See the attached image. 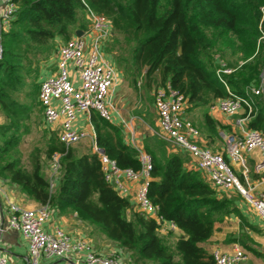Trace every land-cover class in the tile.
Listing matches in <instances>:
<instances>
[{
  "label": "trees",
  "instance_id": "1",
  "mask_svg": "<svg viewBox=\"0 0 264 264\" xmlns=\"http://www.w3.org/2000/svg\"><path fill=\"white\" fill-rule=\"evenodd\" d=\"M12 1L18 10L11 29L1 36L0 112L5 123L0 125V178L40 205L75 214L92 235L127 252L126 264H213L201 244L212 236L216 223L235 211L233 203L219 198L198 172L185 169L179 155L168 154L165 140L149 137L144 143L153 159L148 196L160 215L182 232L175 241L172 234L160 235L153 219L131 210L130 202L104 181L94 153L66 150L51 138L43 151L31 153L26 169L18 146L29 132L38 92V85L31 89L27 79L38 76L33 58L48 60L56 39L68 40L77 29H85L88 6L110 19L113 32L127 45V56L121 66L116 64L133 88L141 79L147 89L170 83L184 95L189 110H204L205 128L219 137L218 125L206 110L228 95L227 87L236 96L251 98V113L245 110L241 117L247 130L264 135V100L251 92L260 86L264 72V0ZM218 61L233 69L222 75L226 86L216 75ZM91 122L97 146L120 168L138 170L137 151L124 142L121 129L96 115ZM55 152L62 156L51 189L42 155L50 159Z\"/></svg>",
  "mask_w": 264,
  "mask_h": 264
},
{
  "label": "built area",
  "instance_id": "2",
  "mask_svg": "<svg viewBox=\"0 0 264 264\" xmlns=\"http://www.w3.org/2000/svg\"><path fill=\"white\" fill-rule=\"evenodd\" d=\"M17 10V4L12 0H0V59L3 54L1 36L11 29ZM85 10L89 24L83 30L77 29L82 31L81 36H77L74 31L66 41L57 39L56 61L52 73L39 82L37 101L44 127L51 130L59 125L57 141L66 150L89 139L92 151L100 162L104 181L118 196L127 200L131 194V186L137 184L133 195L135 211L146 219H153L158 225L159 233L172 234L177 238L182 232L173 221L160 215L159 207L148 196L153 159L144 147L137 144L133 136V123L131 124L133 120L124 121L121 118L119 124L131 135L128 145L137 151L140 164L138 170L120 168L96 144L92 116L96 115L111 125H116L114 121L119 114L115 110L112 96L121 75L105 52L113 35L111 21L88 6ZM232 72L233 69L218 61L216 75L224 85L222 75ZM226 89L228 95L210 104L209 112L219 113L226 118L244 113L245 110L250 114L251 98L236 96L227 87ZM251 92L256 96L264 94V79L261 78L260 86L251 89ZM153 97L160 133L158 136L190 155L197 170L219 198L224 192H237L264 221V189L256 193V188L250 185V172L244 160L245 155L259 152L260 159L255 163L253 172L259 177L261 184H264V135L258 130H244L240 137H228L224 152L212 151L197 143L201 134L187 118L189 106L183 94L166 82L154 90ZM61 156V153L55 152L50 158L48 179L51 189L55 187L59 177ZM228 161L239 165L241 179ZM51 212L48 204L32 209L10 205L6 228L19 232L27 241V264H47L55 260H72V264H126L128 254L125 257L122 248L120 253L103 255L86 239L72 238L59 228L46 231L44 225L50 220ZM1 232L3 221L0 218ZM212 258L213 264H248L245 253L239 247H235L230 255L214 251ZM8 263V258L0 252V264Z\"/></svg>",
  "mask_w": 264,
  "mask_h": 264
},
{
  "label": "crops",
  "instance_id": "3",
  "mask_svg": "<svg viewBox=\"0 0 264 264\" xmlns=\"http://www.w3.org/2000/svg\"><path fill=\"white\" fill-rule=\"evenodd\" d=\"M57 41L58 40L56 39L55 42ZM55 61H56V56L53 61L54 63L53 65H55ZM116 88L117 86L113 90V96H112L113 98H115L116 96V93H115ZM262 97L264 100V94H262ZM198 110L199 109H192L190 113L198 112ZM206 111L209 117L213 121H215V123H217L218 126L216 130L218 131L219 137L216 136L211 131L207 130L206 128L201 129L200 130L201 137L197 141V143L201 147L209 148L210 145H209V142L207 141V139L209 140V137L217 138L219 140H224L223 136L225 134L223 133V131L225 130L230 131V133L226 135L229 137L230 136L240 137L242 136V131L247 130L245 127L246 125V121H244L245 118H242L241 114H240L241 116L236 120L235 125L233 126L231 125V123L224 121L222 119V117L224 116H222L221 114L210 113L209 108ZM202 114H204V112H202ZM117 118L114 121V123L116 124L115 127L121 129L123 140L128 145L131 135L126 131V129L121 124H119L120 123L119 119H121L122 116L119 114L117 115ZM122 120L124 119L122 118ZM41 122L43 124L42 118H41ZM132 123L133 121L131 122V124ZM192 123L194 126L198 128L196 121L195 122L192 121ZM132 126L135 132L134 123L132 124ZM202 126L205 127L204 120H203ZM43 128L46 131L48 135L47 138L49 140L51 138H54L57 141V133L59 130V125H57L56 127H54V129H51V130H48L46 127H43ZM238 129H240L241 132H239ZM133 136L137 142L138 141L141 142V138L137 137L136 132L134 133ZM146 139L147 138H144V140ZM85 141L89 143L88 151L84 152L83 150L78 148L77 149L78 153L79 154L93 153L92 142L89 139L83 140L81 142H85ZM225 143L223 144L224 148L226 147ZM166 149H167L168 154H171V153L177 154L183 159L185 169L198 172L200 176L204 179V181L208 183V181L197 170L194 160L190 157V155L187 152L183 150L180 151L172 145H170V147L167 146ZM211 150L216 151V152L225 151L223 147L221 151L213 150V149ZM259 159H260V154L258 151H254L252 154H247L244 157L245 165L250 172L249 183L251 186H254L256 188V191H255L256 193L264 189V184H261L259 177L255 175L253 172L254 165ZM246 161H249L251 163L252 170L249 169ZM228 162L233 168L235 174L239 172V175L238 173L236 175L241 179V168L239 167V165H237L236 163L232 161H228ZM47 171L49 173V175L47 173V178H49L50 177L49 165L47 166ZM136 186L137 184L131 186V194L128 197V201L130 202V205H131V210L133 211H135V201H134L133 195H134ZM221 197L230 199L231 202L233 203V207L235 211L231 213L229 216L225 217L223 221L216 223L214 225V232L212 236L209 238V240L202 243L201 246L211 256L214 251H220L221 253L230 255L233 253L235 247H239L245 253L248 264H264V221L256 214V212L251 207V205L237 192H234V191L224 192ZM10 205H16L24 209H32V208L38 207L40 204L29 199L15 185L10 184L6 180H3L0 178V218L3 221V232L0 233V252L8 258V261H9L8 264H27V260H28L27 241L22 237V235L19 232L6 228V222L8 218ZM52 211L53 213L51 212L50 220L44 225V229L46 231H52L55 228H59L72 238L86 239L94 246V248L98 252H101L103 255H114L116 253H120L119 251L121 250V247L115 242L109 241L105 239L104 237H101L100 239L102 241L98 245V244H95V242L92 239L86 237V235L82 233V229L91 231V228L86 226L82 222L78 221L75 214L73 213L61 214L58 211L53 210V209ZM67 217L68 218L71 217L74 219V221H72L73 224L75 225L74 228H71V226L68 227V225L66 224V221L68 220ZM159 234L162 236H168V235H163L161 233ZM171 237L174 241L177 239L173 235ZM122 253L126 257L127 252L122 250ZM72 263H73L72 260H55L47 264H72ZM80 264H84V263L81 262Z\"/></svg>",
  "mask_w": 264,
  "mask_h": 264
},
{
  "label": "rangeland",
  "instance_id": "4",
  "mask_svg": "<svg viewBox=\"0 0 264 264\" xmlns=\"http://www.w3.org/2000/svg\"><path fill=\"white\" fill-rule=\"evenodd\" d=\"M110 20V19H109ZM89 24V20H88V16L84 15V25L85 28L87 27V25ZM59 41H66V40H62V39H58ZM58 43L54 42V49L51 52L48 60H43L40 56H36L35 59L33 58L32 55H30L31 58H33L32 61V69L33 70H38V76L36 78V80H34L33 78H28L27 79V83L29 84L30 88L33 89V84H37L39 87V82L40 80L45 77L47 74L52 73L53 70V61L55 59L56 56V47H57ZM127 45L123 42L122 36L119 34H115L113 32V35L109 41V43L106 45L105 47V52L108 55L109 59L111 60V62L113 63V65L115 66V68L118 70V72L121 75V79L120 82L116 88V96L114 99V103H115V110L117 113H119L122 118L125 121H128L130 119H133V123L135 126V132L137 134L138 138H141V142L138 141V145L142 146L145 143L144 138H149V137H153L154 139L159 140V129H158V125H157V117H156V113H155V109H154V105H153V93L154 90L159 87L162 86V83H157V84H153L151 86L150 89H147L144 86V80H138V87L137 89L133 88L128 82L127 80L124 78L122 71L120 70V67L117 66L116 62L118 61L120 63V66L122 64V59L125 58L127 56ZM39 58V59H38ZM157 78V77H156ZM37 94H35V96L33 97L32 100V104H33V113L31 114V118L29 121V132L24 136L23 140L21 141V143L18 146V150L20 153V159L22 162V165L26 168L29 169L30 168V156L31 153L35 151V149H38L39 151H43V149L45 148L47 142L49 141V139L47 138L48 135L46 133V131L44 130V126L41 122V118H42V114H41V109L40 106L38 104L37 101ZM24 97V94H21L20 98ZM192 111L189 110L188 107V111H187V118L192 122L197 123V126L199 128V131L201 129H204L205 127L202 126L203 124V114L202 112H204L203 109H199L198 112L195 113H190ZM243 112H241L240 114L242 115ZM240 114L234 116V117H230V118H226V117H222V119L224 121H227L228 123H231V125H235L236 120L241 116ZM5 123V118L2 115V113L0 112V125ZM206 130V129H205ZM239 132H241L240 129H238ZM134 132V133H135ZM223 133L225 134L224 140H219L217 138H210L209 140L207 139V141L209 142V148L213 149V150H222L224 146L223 144L227 141L229 136H226L230 133L229 130H225L223 131ZM154 134V135H153ZM152 135V136H151ZM56 143H58L56 141ZM168 147H170V145H168ZM71 148H80L81 150H83L84 152L88 151L89 149V143L87 141L85 142H81L79 144L73 145ZM167 148V147H166ZM179 150V149H178ZM224 151V150H223ZM42 159L44 161V173L47 176V166L49 165L50 159H45L44 156L42 155ZM247 165L249 167L250 170H252L251 168V163L249 161H246ZM239 175V172H237ZM236 173V174H237ZM49 175V173H48ZM52 210V208H51ZM53 213V211H52ZM67 221L66 224L68 225V227L71 226V228H74L75 225L73 224L72 221H74L73 218L71 217H67ZM82 233H84L86 235V237L92 239L95 244H100L101 243V237L97 236V235H92V231L90 230H86V229H82Z\"/></svg>",
  "mask_w": 264,
  "mask_h": 264
},
{
  "label": "water",
  "instance_id": "5",
  "mask_svg": "<svg viewBox=\"0 0 264 264\" xmlns=\"http://www.w3.org/2000/svg\"><path fill=\"white\" fill-rule=\"evenodd\" d=\"M75 34H76L77 36H81L82 31H81V30H76V31H75ZM179 52H180V51H179ZM261 78L264 79V72L262 73Z\"/></svg>",
  "mask_w": 264,
  "mask_h": 264
}]
</instances>
